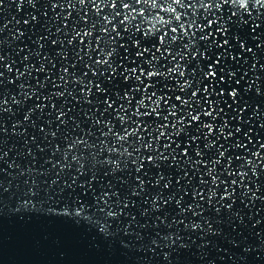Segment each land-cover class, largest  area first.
Listing matches in <instances>:
<instances>
[{"label": "water", "instance_id": "water-1", "mask_svg": "<svg viewBox=\"0 0 264 264\" xmlns=\"http://www.w3.org/2000/svg\"><path fill=\"white\" fill-rule=\"evenodd\" d=\"M0 264H264V0H0Z\"/></svg>", "mask_w": 264, "mask_h": 264}]
</instances>
